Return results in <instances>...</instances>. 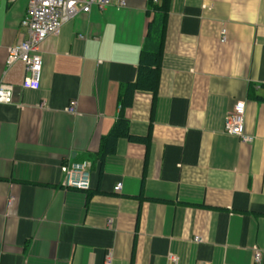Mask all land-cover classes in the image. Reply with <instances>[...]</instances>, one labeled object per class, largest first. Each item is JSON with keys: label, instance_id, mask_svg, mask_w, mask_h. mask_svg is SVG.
<instances>
[{"label": "crops", "instance_id": "crops-1", "mask_svg": "<svg viewBox=\"0 0 264 264\" xmlns=\"http://www.w3.org/2000/svg\"><path fill=\"white\" fill-rule=\"evenodd\" d=\"M127 1L49 37L33 89L9 62L30 0H0V83L15 88L0 103V264H256L257 250L264 264V0ZM158 6L154 78L140 63ZM241 100L251 143L224 131ZM77 161L90 188L66 183Z\"/></svg>", "mask_w": 264, "mask_h": 264}, {"label": "built area", "instance_id": "built-area-1", "mask_svg": "<svg viewBox=\"0 0 264 264\" xmlns=\"http://www.w3.org/2000/svg\"><path fill=\"white\" fill-rule=\"evenodd\" d=\"M17 1V0H12ZM127 0H30V6L22 25L27 30V38L10 49V64L23 60L27 64L28 75L25 79V88L40 89L44 73L43 43L51 36L60 35L67 22L77 18L81 13H90L94 9L106 11L110 7L125 8ZM226 30L222 31L221 41H226ZM15 98L14 86L0 83V103H12ZM79 104L77 100L72 101L68 111L77 114ZM246 102L238 101L225 120L224 131L235 135L243 143H251L255 136L248 134L245 127ZM66 183L78 188H90L92 162L77 161L66 163ZM124 182L116 184L115 189L123 188ZM201 240L200 236L195 237ZM176 260V256L171 255ZM112 261V254L108 257ZM262 252L255 253V263L261 264Z\"/></svg>", "mask_w": 264, "mask_h": 264}, {"label": "trees", "instance_id": "trees-1", "mask_svg": "<svg viewBox=\"0 0 264 264\" xmlns=\"http://www.w3.org/2000/svg\"><path fill=\"white\" fill-rule=\"evenodd\" d=\"M157 14H155L154 20H152L151 27H150V34L148 39V44L144 47L142 51V58L140 63V69L141 73H150L151 76L154 78L157 77L158 74V61L161 57L164 49V41H165V30H166V23L164 22L166 19V10L164 6H158ZM160 12V15H159ZM163 12V13H162ZM157 28V29H156ZM150 76V77H151ZM152 80V78H151ZM151 86V84H147ZM127 92L123 93L122 96V103L126 102L125 95ZM125 119H123L121 122H118V124L115 126L113 133L107 138H118L120 134H125L126 130H123L122 122H124ZM122 131V132H121ZM115 141V140H114ZM105 145V149H103L100 153L104 157L108 153H110V147L112 146L111 142L108 145Z\"/></svg>", "mask_w": 264, "mask_h": 264}]
</instances>
